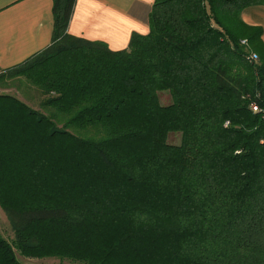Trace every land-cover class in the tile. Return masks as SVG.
<instances>
[{"label": "trees", "instance_id": "obj_1", "mask_svg": "<svg viewBox=\"0 0 264 264\" xmlns=\"http://www.w3.org/2000/svg\"><path fill=\"white\" fill-rule=\"evenodd\" d=\"M74 2L3 71L39 96L0 94V264H264V0H153L116 52L67 33Z\"/></svg>", "mask_w": 264, "mask_h": 264}, {"label": "crops", "instance_id": "obj_2", "mask_svg": "<svg viewBox=\"0 0 264 264\" xmlns=\"http://www.w3.org/2000/svg\"><path fill=\"white\" fill-rule=\"evenodd\" d=\"M153 0H75L67 33L99 42L113 52L128 47L133 33H148ZM243 22L260 27L264 6L243 10ZM53 0H0V72L22 64L51 44Z\"/></svg>", "mask_w": 264, "mask_h": 264}, {"label": "rangeland", "instance_id": "obj_3", "mask_svg": "<svg viewBox=\"0 0 264 264\" xmlns=\"http://www.w3.org/2000/svg\"><path fill=\"white\" fill-rule=\"evenodd\" d=\"M0 94H8L17 97L21 101L27 103L31 107L38 109V92L31 89L24 80L19 78H11L6 72H0ZM160 101L163 105L169 103V96L167 94H160ZM180 140L179 134H171L168 138V143L178 144ZM0 231L5 238L10 236L7 219L0 208ZM32 261L31 264H59L58 261L53 260H38V259H23ZM23 263V262H22ZM72 264V263H64Z\"/></svg>", "mask_w": 264, "mask_h": 264}, {"label": "built area", "instance_id": "obj_4", "mask_svg": "<svg viewBox=\"0 0 264 264\" xmlns=\"http://www.w3.org/2000/svg\"><path fill=\"white\" fill-rule=\"evenodd\" d=\"M242 43H244V42H242ZM252 59L256 60L257 59L256 55H252ZM250 108L252 109L253 112H258V108L255 105L251 104Z\"/></svg>", "mask_w": 264, "mask_h": 264}]
</instances>
